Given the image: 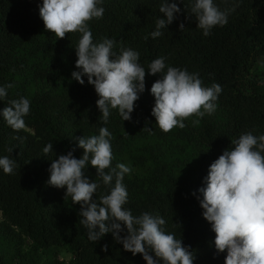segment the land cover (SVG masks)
Returning <instances> with one entry per match:
<instances>
[{
  "label": "trees",
  "instance_id": "trees-1",
  "mask_svg": "<svg viewBox=\"0 0 264 264\" xmlns=\"http://www.w3.org/2000/svg\"><path fill=\"white\" fill-rule=\"evenodd\" d=\"M41 3L0 0V85H14L0 100V110L7 100L31 101L24 129L15 131L0 117V157L15 161L12 174L0 169V264H65L60 259L64 253L71 256L68 264H147L112 233L98 242L89 240L80 223L81 206L65 196L66 188L47 183L52 160L78 143L74 137L98 135L101 127L112 133L111 166L124 163L132 169L123 180L128 191L124 207L136 216H162L166 230L190 246L194 264H225L227 251L215 248L216 233L197 197L202 198L199 189L211 163L225 149L249 131L264 134V67L258 65L264 58V0H215L230 14L228 23L208 36L197 26L192 0H177L181 13L157 38L150 33L164 17L161 0H103V17L88 21L94 41L115 39L117 55L122 48L138 51L146 69V90L135 102L132 119L123 121L112 109L107 124L94 85L86 76L84 84L71 76L82 34L59 38L46 30ZM161 56L166 66L198 73L204 86L221 85L214 113L203 118L193 114L185 118L184 128L160 129L150 89L161 74H150L148 67ZM48 143L54 151L45 155ZM83 151L77 147L76 158ZM84 172L98 183L94 199L99 202L110 188L90 162Z\"/></svg>",
  "mask_w": 264,
  "mask_h": 264
},
{
  "label": "clouds",
  "instance_id": "clouds-1",
  "mask_svg": "<svg viewBox=\"0 0 264 264\" xmlns=\"http://www.w3.org/2000/svg\"><path fill=\"white\" fill-rule=\"evenodd\" d=\"M102 4L103 0H42L38 7L46 30L59 38L66 33L82 34L75 46L77 70L71 76L80 84L85 83L86 76L87 82L94 85L99 96L97 105L107 124L112 109H118L123 121L132 119L135 102L146 90V69L140 63L138 51L122 48L117 55L113 51L115 39L94 41L88 21L103 17ZM181 11L177 0H161L160 12L164 17L156 21L151 37L162 36V29L172 24ZM191 12L204 36L210 35L214 27L226 25L230 14L229 10H221L215 0H192ZM184 27L182 23L180 28ZM165 60L158 57L148 67L150 74H161L150 89L155 97L152 115L160 129L169 132L174 127L184 128L185 118L193 114L203 118L214 113L221 85L204 86L198 73L166 66ZM13 87L12 83L0 85V100H6L8 89ZM30 105L27 97L7 100L0 117L19 131L26 127ZM111 137L108 127H101L98 135L74 137L78 143L67 154L52 160L47 183L66 188L65 196H71L73 203L81 206L80 223L88 230L89 240L98 242L112 233L125 250L133 255L142 254L147 264H194L190 246L166 230L162 216L150 212L136 216L124 207L128 191L123 180L132 169L124 163L111 166ZM233 143L231 150L225 149L211 163L204 186L199 189L202 198H197L203 217L216 233L215 248L221 253L227 251L225 264H264V134L257 136L249 131ZM77 147L84 150L81 158L74 155ZM51 151L53 144L48 143L43 152L47 155ZM89 162L110 188V193L101 196L99 202L94 199L99 185L84 172ZM14 168V160L0 157V169L5 174H12ZM122 232L126 234L122 236ZM107 248L104 245L105 251Z\"/></svg>",
  "mask_w": 264,
  "mask_h": 264
},
{
  "label": "rangeland",
  "instance_id": "rangeland-1",
  "mask_svg": "<svg viewBox=\"0 0 264 264\" xmlns=\"http://www.w3.org/2000/svg\"><path fill=\"white\" fill-rule=\"evenodd\" d=\"M258 65L264 67V58H260L258 60ZM70 258H71V256L69 254H66V253H64L60 256V259L63 260L65 262V264H68Z\"/></svg>",
  "mask_w": 264,
  "mask_h": 264
}]
</instances>
